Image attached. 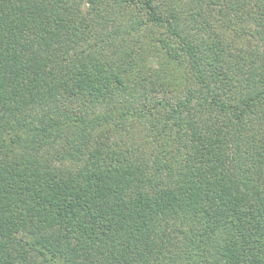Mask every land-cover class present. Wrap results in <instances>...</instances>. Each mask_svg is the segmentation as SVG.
<instances>
[{
	"label": "trees",
	"instance_id": "1",
	"mask_svg": "<svg viewBox=\"0 0 264 264\" xmlns=\"http://www.w3.org/2000/svg\"><path fill=\"white\" fill-rule=\"evenodd\" d=\"M192 1L0 0V264H264V72Z\"/></svg>",
	"mask_w": 264,
	"mask_h": 264
},
{
	"label": "rangeland",
	"instance_id": "2",
	"mask_svg": "<svg viewBox=\"0 0 264 264\" xmlns=\"http://www.w3.org/2000/svg\"><path fill=\"white\" fill-rule=\"evenodd\" d=\"M208 1V0H206ZM232 0L231 3H228L226 0H222L221 5H217L214 8L217 10H220L222 17H219L216 15V9L214 11L210 10L207 7V4L205 3L203 5H196L195 1L193 0L192 2L194 3L192 6L191 12H189L190 17H193V22H192V27L195 28L193 29L195 32L200 29V33H203L204 35L206 32H210L214 35H217L219 33L223 34V40L226 44H232L231 40L236 42V45H244L243 43L250 44V51H256L259 55L257 57V54L255 58L257 57L258 61V67L259 70L256 68V71L258 73L264 72V37L262 32L258 31L259 28L254 25L253 22H251L249 19L250 18H244L243 21L239 20V16L242 17L241 15V5L239 1L243 0ZM246 1V0H245ZM239 3V7L236 8L235 4ZM232 5V6H231ZM247 6V5H246ZM253 7V6H252ZM125 19L122 15L115 20L112 19L105 27H103L104 24L97 25V34L93 35L91 39L87 40L86 42L89 44L94 45L95 43H103L102 41H107L108 36H110V44L114 39L113 31L115 28H113V24H118L117 20ZM219 18V19H218ZM203 20V22H202ZM228 20H230L231 23H228ZM250 21V23H249ZM202 22V23H201ZM99 28L103 29V32L99 31ZM113 28V29H112ZM204 28V30H201ZM198 29V30H197ZM110 32V33H109ZM104 41V42H105ZM146 46V45H145ZM152 46V47H151ZM154 47L156 45L151 43L150 45V50H154ZM152 53V52H151ZM154 59V58H152ZM152 63L156 65V60H152ZM234 62V61H232ZM242 68L245 70V62L242 61ZM258 87V86H257ZM259 89H261L259 87ZM97 109H101L98 107ZM113 133V132H112ZM117 136V133L116 135ZM63 163H60V162ZM57 165L60 166H66L71 169H76V167L81 163V161H75V160H70L67 158H60L55 162Z\"/></svg>",
	"mask_w": 264,
	"mask_h": 264
}]
</instances>
